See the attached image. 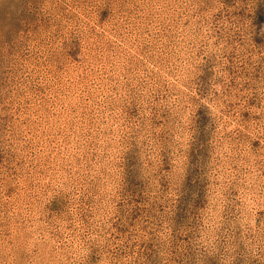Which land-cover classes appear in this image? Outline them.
Instances as JSON below:
<instances>
[{
    "label": "rangeland",
    "instance_id": "rangeland-1",
    "mask_svg": "<svg viewBox=\"0 0 264 264\" xmlns=\"http://www.w3.org/2000/svg\"><path fill=\"white\" fill-rule=\"evenodd\" d=\"M0 264H264V0H0Z\"/></svg>",
    "mask_w": 264,
    "mask_h": 264
}]
</instances>
